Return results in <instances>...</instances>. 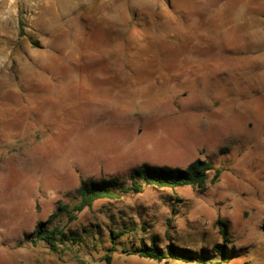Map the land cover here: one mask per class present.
<instances>
[{
  "label": "rangeland",
  "instance_id": "rangeland-1",
  "mask_svg": "<svg viewBox=\"0 0 264 264\" xmlns=\"http://www.w3.org/2000/svg\"><path fill=\"white\" fill-rule=\"evenodd\" d=\"M23 10L1 52L0 264H197L124 252L152 239L205 264H264V0H31ZM196 160L222 169L219 180L143 182L73 220L56 214L79 202L82 181L130 186L144 163ZM40 227L68 240L52 249Z\"/></svg>",
  "mask_w": 264,
  "mask_h": 264
},
{
  "label": "trees",
  "instance_id": "trees-1",
  "mask_svg": "<svg viewBox=\"0 0 264 264\" xmlns=\"http://www.w3.org/2000/svg\"><path fill=\"white\" fill-rule=\"evenodd\" d=\"M213 174L212 182L219 180L222 174V169L216 168L212 163L203 160H196L192 162L186 169H179L173 167H155L146 163L138 166L131 171V185L125 186L121 184L119 178H111L104 181H82L77 194L79 202L70 210L68 206H61L57 209L56 214H66L69 219L75 218L74 214L80 213L86 208L91 207L96 201L101 199H113L121 193H140L142 192V183L151 185L156 188H178L185 186L197 187L200 189L205 188L210 176ZM219 232L224 242L229 240V227L228 225L219 220ZM37 238L45 242L52 249H55L58 241L64 242L68 238L64 232L59 228L52 230L40 227L37 230ZM214 256L224 257L226 255V245L217 244L214 247ZM129 255H137L140 258L154 260L157 262H184V263H197L205 264L201 260L196 251L180 247L170 243L165 248L159 246L156 239H152L148 244L145 240H141L138 247L132 251H124ZM207 260L206 257H203ZM107 263H111L112 257L107 256Z\"/></svg>",
  "mask_w": 264,
  "mask_h": 264
},
{
  "label": "crops",
  "instance_id": "crops-1",
  "mask_svg": "<svg viewBox=\"0 0 264 264\" xmlns=\"http://www.w3.org/2000/svg\"><path fill=\"white\" fill-rule=\"evenodd\" d=\"M43 0H37L38 5L42 3ZM102 3V2H101ZM17 12L16 8L9 7L7 0H3V7L0 8V76H6V72L2 69L4 54H1L3 50L8 47L9 42L14 40L17 41L19 35V21L22 16Z\"/></svg>",
  "mask_w": 264,
  "mask_h": 264
},
{
  "label": "built area",
  "instance_id": "built-area-1",
  "mask_svg": "<svg viewBox=\"0 0 264 264\" xmlns=\"http://www.w3.org/2000/svg\"><path fill=\"white\" fill-rule=\"evenodd\" d=\"M31 0H7L9 7L16 8L17 12L25 13L23 8L27 5ZM3 7V0H0V8Z\"/></svg>",
  "mask_w": 264,
  "mask_h": 264
}]
</instances>
